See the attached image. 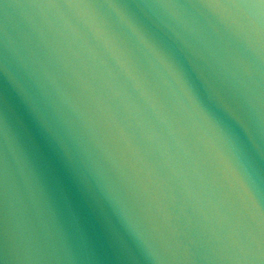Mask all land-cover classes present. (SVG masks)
<instances>
[{
	"label": "water",
	"instance_id": "1",
	"mask_svg": "<svg viewBox=\"0 0 264 264\" xmlns=\"http://www.w3.org/2000/svg\"><path fill=\"white\" fill-rule=\"evenodd\" d=\"M0 264H264V0H0Z\"/></svg>",
	"mask_w": 264,
	"mask_h": 264
}]
</instances>
